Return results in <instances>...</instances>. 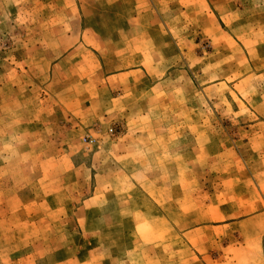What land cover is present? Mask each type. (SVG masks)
Masks as SVG:
<instances>
[{
  "label": "rangeland",
  "instance_id": "obj_1",
  "mask_svg": "<svg viewBox=\"0 0 264 264\" xmlns=\"http://www.w3.org/2000/svg\"><path fill=\"white\" fill-rule=\"evenodd\" d=\"M130 32L183 83L89 120ZM0 264H264V0H0Z\"/></svg>",
  "mask_w": 264,
  "mask_h": 264
},
{
  "label": "crops",
  "instance_id": "obj_2",
  "mask_svg": "<svg viewBox=\"0 0 264 264\" xmlns=\"http://www.w3.org/2000/svg\"><path fill=\"white\" fill-rule=\"evenodd\" d=\"M140 40L139 32L124 34L120 52L117 53L115 59H112L111 65L103 66L101 64L100 67L91 69L90 79L95 78L97 80V77H100L102 81L95 85L90 81L84 83L86 89L84 95L89 99V96L92 98L100 92L105 100L97 102L89 99V103H83V100L79 101V108L82 109L83 113L88 114L86 118L89 120L99 117L103 110L101 107L106 108V106L117 101L124 104H139L140 95L136 92V89L141 86L154 93L155 88L160 85L183 83V72L181 70L169 71L172 69L170 61L169 65H166L168 56H171V50L162 49L157 52L154 47H142L143 45L139 43ZM156 65H164V68L161 69L169 74L167 83L156 82V71H160L156 69ZM116 92L122 94L117 96ZM133 92L137 94H133ZM120 110L121 115L124 112L132 111L128 108V111L122 108ZM121 115L119 118H122Z\"/></svg>",
  "mask_w": 264,
  "mask_h": 264
},
{
  "label": "built area",
  "instance_id": "obj_3",
  "mask_svg": "<svg viewBox=\"0 0 264 264\" xmlns=\"http://www.w3.org/2000/svg\"><path fill=\"white\" fill-rule=\"evenodd\" d=\"M111 133H113V131H111Z\"/></svg>",
  "mask_w": 264,
  "mask_h": 264
}]
</instances>
